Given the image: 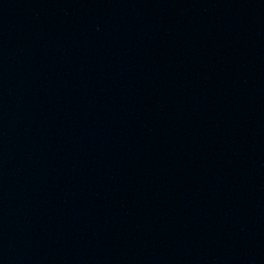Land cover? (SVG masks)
<instances>
[{
	"label": "water",
	"instance_id": "1",
	"mask_svg": "<svg viewBox=\"0 0 264 264\" xmlns=\"http://www.w3.org/2000/svg\"><path fill=\"white\" fill-rule=\"evenodd\" d=\"M0 264H264V0H0Z\"/></svg>",
	"mask_w": 264,
	"mask_h": 264
}]
</instances>
